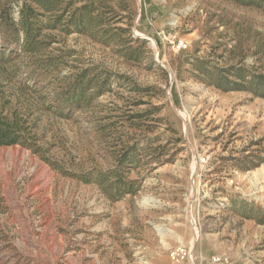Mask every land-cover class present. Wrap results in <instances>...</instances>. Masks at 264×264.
I'll return each instance as SVG.
<instances>
[{"label": "rangeland", "instance_id": "1", "mask_svg": "<svg viewBox=\"0 0 264 264\" xmlns=\"http://www.w3.org/2000/svg\"><path fill=\"white\" fill-rule=\"evenodd\" d=\"M0 264H264V0H0Z\"/></svg>", "mask_w": 264, "mask_h": 264}]
</instances>
